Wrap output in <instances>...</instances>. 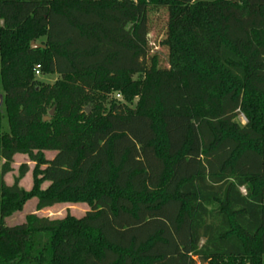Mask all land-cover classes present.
Masks as SVG:
<instances>
[{
  "label": "trees",
  "instance_id": "trees-1",
  "mask_svg": "<svg viewBox=\"0 0 264 264\" xmlns=\"http://www.w3.org/2000/svg\"><path fill=\"white\" fill-rule=\"evenodd\" d=\"M0 89V264H264V0H0Z\"/></svg>",
  "mask_w": 264,
  "mask_h": 264
},
{
  "label": "rangeland",
  "instance_id": "rangeland-1",
  "mask_svg": "<svg viewBox=\"0 0 264 264\" xmlns=\"http://www.w3.org/2000/svg\"><path fill=\"white\" fill-rule=\"evenodd\" d=\"M166 20L167 17L165 12H160L154 15L153 31L150 34V55L159 58L160 64H165L167 60V51L161 46V42L165 36ZM38 44H41V42L39 41ZM35 76L39 82H43L46 84H54L58 80L57 75L44 76L41 72L39 75H37L36 72ZM116 100L122 101V98L117 96ZM135 102H137V100ZM0 112L2 114L4 124L7 125V114H6L5 102H4V92L2 89H0ZM237 122L240 123L241 125H245L246 124L245 116L243 114H240V116L237 119ZM45 155L47 159L51 160L54 158L55 153L47 152ZM25 163L29 164L30 172L21 181L20 186L24 190L30 191L34 186L33 169L35 167V164L30 163L27 156L19 155L15 157L13 172L5 177V183L10 186L13 185L14 179L19 174L18 172L20 166ZM48 186H49L48 183H43L42 189H46ZM37 203H38L37 199H32L29 202H27L21 212H17L6 219V224L8 226H16L23 224L26 221L27 216L32 214H35L41 218H49V219H64L68 214H70L75 218L79 219L84 217L86 213L90 211V207L85 203L60 204L52 208H47L42 211H37ZM197 264H201V263L197 261Z\"/></svg>",
  "mask_w": 264,
  "mask_h": 264
},
{
  "label": "water",
  "instance_id": "water-1",
  "mask_svg": "<svg viewBox=\"0 0 264 264\" xmlns=\"http://www.w3.org/2000/svg\"><path fill=\"white\" fill-rule=\"evenodd\" d=\"M40 47H43V46L40 45V44H37L36 42H32V44H31V48L32 49H37V48H40ZM87 112L89 113V108H87ZM54 113H55V108H53L51 110V112L49 113V115L44 118V121H49L50 118L54 115Z\"/></svg>",
  "mask_w": 264,
  "mask_h": 264
},
{
  "label": "built area",
  "instance_id": "built-area-1",
  "mask_svg": "<svg viewBox=\"0 0 264 264\" xmlns=\"http://www.w3.org/2000/svg\"><path fill=\"white\" fill-rule=\"evenodd\" d=\"M40 74V71H39V67H38V70H37V75H39ZM118 97H120V96H118Z\"/></svg>",
  "mask_w": 264,
  "mask_h": 264
}]
</instances>
